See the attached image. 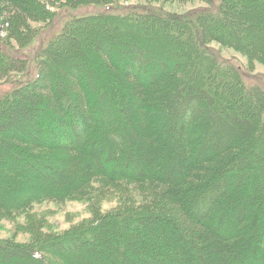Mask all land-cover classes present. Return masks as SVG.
Masks as SVG:
<instances>
[{
    "label": "rangeland",
    "instance_id": "rangeland-1",
    "mask_svg": "<svg viewBox=\"0 0 264 264\" xmlns=\"http://www.w3.org/2000/svg\"><path fill=\"white\" fill-rule=\"evenodd\" d=\"M118 1L122 5L121 12H118L132 18L128 21L119 19L124 24L119 25L126 27L123 31L118 24H100L101 20L97 19L111 10L110 6H115L116 2L111 0H52L48 3L46 0H37L45 6L44 13L39 15L36 22L29 21L27 29H20L21 33L27 35L19 40L11 35L9 29L5 30L8 24L0 16V244H6L5 250H0L1 264H67L69 258L64 256L62 249L79 256L77 261L80 263L83 260L85 264L94 263L91 259L95 257L101 259L102 264L110 260L113 264H129L128 254L136 258V250H127L131 248L130 244H146L147 250L152 248L159 251L158 247L168 249L170 241L183 251L191 249L190 237L187 243L179 238L184 232L179 214L166 212V216L174 220L180 234L166 231L169 227L162 219L150 217L148 220L136 221L137 233L128 234L126 229L130 224L121 221V217L146 213V209L156 205L159 198V192L144 191L143 186L135 187L123 182L108 186L103 184L106 183L104 179H98L88 191L63 202L44 198L45 193L59 194L78 183L81 180L77 174L78 167L82 166L84 158L72 157L66 151L69 146L63 139L70 138L68 133L55 139L57 149L51 148L49 152L31 150L32 142L41 140L44 133L40 136L41 125L39 131L33 126L42 120L48 122V105L45 103L49 102L48 97L38 96L37 92H42V85L33 86L38 80L44 84L50 79L57 103L62 95L76 92L75 80L80 85L79 89L89 90V94L101 93L104 96L106 92L115 109L126 118L121 123L134 131L139 145L143 143L150 151V158L158 159V166L162 168L159 176L168 181H173L174 176L178 179L179 170L170 169L164 164L166 160L158 158V154L167 135L175 138L180 125L179 118H184L186 101L179 98L183 86L189 82L190 92L195 93L191 102L198 101L203 111H208V115L214 119L216 115L226 119L225 123L220 122L225 128L221 143L215 142L208 146L211 120L204 115H201V119L192 116V132L206 138L202 137L198 151L191 150L189 155L196 160L205 155H215L208 165L212 171L208 180L210 184L222 178L227 179L224 175L233 171L247 192L251 187L254 192L258 188L264 189V0ZM127 7L136 10L129 13ZM149 9L168 20L161 21L151 15L148 17L144 12ZM207 11L216 17H211L209 23L203 25L202 18H205ZM114 13L117 12L112 10L103 17L113 16ZM198 14H201V18ZM12 15L19 14L15 12ZM180 16L185 17L181 20L178 18ZM86 17L89 20L80 21ZM13 27L15 29L17 25L13 23ZM101 36L106 41L103 46L99 43ZM188 39L192 42H187ZM126 43H129L128 46ZM130 46L142 51L152 48L153 64L163 72L155 81H160L158 90L161 105L165 99L167 101L162 106L157 104L151 116L146 115L143 109L134 112L136 105L143 106L142 102L135 101L137 103L134 104L132 88L124 75L127 70L118 67V64L123 67L122 54ZM104 47L112 48L107 54L109 59L105 57ZM96 55L100 59L98 56L95 58ZM113 59L118 62L117 67ZM216 60L221 61L220 69L213 64ZM148 73L149 70H146L143 78L146 86L155 88V83H150L146 78ZM178 80L187 82L182 84ZM195 87L198 89L194 90ZM200 90L206 91L209 96L204 97ZM155 93L152 92L151 96L154 101ZM252 94L254 102L249 101ZM8 108L11 109L5 111ZM41 109L43 113H40ZM213 111L216 113L213 114ZM183 112L184 115H181ZM95 118L96 121L100 116ZM75 120L72 115L67 116L65 122H72L76 137L79 138L81 129ZM225 125L229 126L228 129ZM104 128H109L106 121ZM167 130L169 132L165 137L163 133ZM110 133L116 138L119 136L118 132ZM146 135L147 138L144 137ZM230 135H238L235 140L237 149L223 152L227 148L224 141ZM32 136L37 140L32 139ZM48 139L40 143L45 149L49 148V143H53L48 142ZM84 147L85 151L98 149V146L89 142ZM68 159L73 160L76 168L72 169L66 163ZM99 159L94 156L97 170L102 167ZM54 167L57 168L55 175L58 177L52 175ZM196 192L191 193V202ZM155 193L156 196H153ZM30 197L31 202L27 203L26 199ZM261 200L264 201V196ZM263 201H257V204L253 202L248 221L241 219L233 229L240 230L235 240L238 254L240 248L254 244L258 232L264 229ZM154 208L150 210L156 212ZM214 211H217L215 207ZM145 227L152 229L150 236L139 229ZM159 230L166 231L168 238L170 235L176 237L164 241V237L157 238L154 234ZM95 234L104 235V239ZM126 235L127 240L124 239ZM195 242V248L201 251L202 246ZM169 251L165 252L168 261L180 264ZM35 252L44 261L33 258ZM61 253L63 255L59 256ZM177 255L184 257L185 253ZM257 255L255 253V258ZM136 259L139 261L138 254Z\"/></svg>",
    "mask_w": 264,
    "mask_h": 264
},
{
    "label": "trees",
    "instance_id": "trees-1",
    "mask_svg": "<svg viewBox=\"0 0 264 264\" xmlns=\"http://www.w3.org/2000/svg\"><path fill=\"white\" fill-rule=\"evenodd\" d=\"M49 1L51 2L52 0H46L47 3ZM111 1L116 2V8L115 6H110L111 10H108L107 12L99 16L102 17L97 18L101 20L99 22L100 24L111 23L119 25L123 24L120 23L119 19H123L125 21L132 20V18H127L125 15L119 13L121 12L120 10L122 9V5L118 0ZM220 7H222V4L220 5ZM44 8L45 6L38 3L37 0H0V16L2 18L1 20H4L3 22L8 24V27L5 30L9 29L11 31V35L18 40L21 37H25L27 33H21L20 29L22 27L27 29L29 21L36 22L39 15L44 13ZM127 9L129 10V13H132L136 10L128 7ZM112 10H115L117 13L112 14L113 16L103 17V15H108V13ZM15 12L19 15H12ZM207 12L208 13L204 15L205 18H202L203 25H206V22L209 23L208 20L211 17H216V15L212 14L211 11ZM144 14L148 17L149 15L154 16L156 17L155 19H161V21L168 20L165 16H161L159 14L156 15L153 9H149V11L146 10ZM198 15L200 16L201 14ZM184 17L185 16H180L178 18L181 19ZM152 18L153 17H151L150 19ZM199 18H201V16ZM81 19L83 20L80 21L89 20L87 19V17ZM13 23L17 25L15 29V26L13 27ZM92 23L93 22H90V24ZM119 26L121 27L122 31L125 30L124 28H126L122 25ZM100 38L101 40L99 43H101L102 46L105 45L104 43L106 41H103L104 36H101ZM114 40L116 41V39ZM119 40L120 42H124L122 41V39ZM187 42L191 43L192 40L188 39ZM128 44L129 43H126V46H128ZM130 47L131 48L124 49L125 52L123 51V67L119 65L118 62H116V59H113L115 61L113 62V64L115 67H117L118 64V67H120V69L123 68V70H127L124 75L127 83H129L132 88V96H134L135 98L134 104L137 103L135 101L142 102L143 106L141 107L139 105H136L134 107V112L135 110L137 112L140 111L139 109H143L146 115L151 116L152 112H155L156 110L155 106L157 104V106H159L162 103V99L159 100L160 91L158 90L160 81H155V79H157V77L160 78L162 76L161 73L163 72H161L160 69H158L157 66L153 64V56H151L153 55L152 48H147V50L142 51L138 50L134 46ZM104 50L105 51L103 52H106L105 57L109 59L107 57V54H110V50H112V48L110 49L108 47H104ZM97 56L99 58V55H96L95 58H97ZM216 62L213 63L214 66L220 69V67L222 66L221 61L216 60ZM219 65L221 66L219 67ZM125 66L126 69L124 68ZM146 70H149V73L147 75L148 77L146 76V78L150 83H152V81V84L155 83V88H149L146 86L147 83L143 79L144 74L146 75ZM188 79L189 78L187 77L186 80ZM72 80H74V78ZM38 81L34 82L33 86L42 85V92H37V94L39 97H48L49 102L45 100V103L48 105L46 109L48 122L45 123L42 120L40 124L33 126L35 130L39 131V125H41L42 131L40 136L43 132L44 133L41 136V140L39 141L36 139V137L34 138L32 136V139L34 138V140L37 141L35 143L32 142L33 144L30 145L31 150H46L49 152L51 148L57 149L55 139L58 140L57 137L60 138L61 134L68 133L71 139H63V141L68 143L69 146L66 151L69 152L72 157L80 159L84 158V160H82V166L78 167L77 172L78 176L81 177V180L78 183H75V185H73L72 187L64 189L59 194L45 193L46 197L44 198L47 201L63 202L75 195L82 194L92 188V184L98 182V179H104L106 183L103 184L108 186H116L121 182L134 185L135 187L143 186L142 188L144 191L150 190L152 193L154 191L159 192L158 201L156 205L152 207H155L153 211L156 212H152V210H150L152 208H148L146 209V213H137L138 215L126 217L124 216V218H122V216L121 221H124L125 224H130L126 229L129 231L128 234L136 232L135 229L138 228V224L136 221L148 220L149 217L162 219L164 224L169 227L168 229H166V231H173L180 234V232H178V228H176L173 223L174 220L167 217L166 212L174 213V215L179 214L182 224L181 229H184V232H182L183 235H180L179 238L187 243V238L190 237L191 249L186 248V250L183 251L182 249L177 247L175 243L173 244L169 241V247H167L168 249L166 250L170 249L169 254L173 255L175 258L177 257L178 263L264 264V232L256 230V232L260 231L258 232L257 241L254 244L250 243L249 245L240 248V253L238 254L237 250L235 249V247H237L235 240L237 239V236L240 235V230L237 229L234 230L236 232L233 231V229L237 226L238 221H240L241 219H243V221H248V217L250 215L249 211L253 205L252 203L255 202L257 204V201L260 203L263 201L261 199H263L264 196V189L258 188L254 192L251 187L247 192L244 189L245 187L243 186V183H240V181L237 180L236 175H234L233 171H228V174L224 175L227 179L223 180L222 178L221 180H216L210 184V181L208 180L210 179L212 171L209 169L208 165L213 160L212 158L215 155L213 157L210 154L209 156L205 155L199 160H196L193 156L189 155V152H191V150H194L195 152L198 151V148L200 147L198 146L199 140L203 137V135H198L199 133L195 134L192 132L190 126V119L192 116L196 115L199 117V119H201V115H204L203 117L207 116L206 118L211 120L210 127L212 128H208L210 132H208L210 134V140L207 142L208 146L215 142L221 143L222 134L225 128L224 126L222 128L223 124L220 125V122L225 123L226 121V119H224V116L222 115H216L215 119L212 118V115H208V111H203V108L199 106L198 101L191 102V98L194 97L195 93L190 92L189 82L183 86L180 94L181 97L179 98L181 101H186V113L185 115L184 112L183 114H181L184 115V118L183 116L179 118L180 125L177 128L175 138H172L169 135H167L166 140L164 138L165 143L160 146L162 148L161 152L163 153L161 154L160 152L158 154V158H163V160H166L167 163L164 164H166L170 169H173L174 171H176L177 169L179 170L178 172L176 171L178 173V179L177 177L175 178L173 173V181H168V179H163L159 176L161 174L159 172L162 170V168L161 166H158V159L150 158V151H148V149L144 147L143 143L139 145V143L137 142L138 138L136 139L137 136L135 135V137L133 134L134 131L132 132L131 129L128 130L126 125L121 123V120H126V118L123 116V114H120V111L115 109L112 100L107 98L106 92L103 93L104 96L101 93L89 94V90H82L81 88L79 89L80 85L78 84V81L75 80L76 82H74L77 87H74L76 89V92L62 95L61 99L59 100L60 102L57 103L55 99L56 93L54 87L52 86V84H50V79L48 78L47 81L44 82V84L39 83ZM178 82L184 84L187 81L178 80ZM195 89L198 88L195 87L194 90ZM164 90L165 89L163 87V91ZM152 92H156L155 101L151 97ZM170 92L171 90L169 91V93ZM200 94H202L204 97L209 96L206 94V91L202 90H200ZM69 95H71L70 98ZM69 100H71L70 105ZM166 101L167 100L165 99L164 103ZM249 101L254 102L253 94L250 97ZM9 109L11 108H8V110L5 111H9ZM40 113H43L42 109ZM212 113L215 114L216 112L214 113L213 111ZM72 115H74V117L77 119L75 120L78 124L77 127L79 126L81 129L79 133L80 139L76 137L72 122L71 124H66L65 122L67 116L70 117ZM96 116H100V118L95 121ZM220 118H222L223 121ZM104 121L108 123V129L104 128ZM231 124H233V122H231ZM228 127L229 126H226L227 129ZM110 131L118 132V138H116L114 134L110 133ZM168 132L169 130L164 132L163 135L166 137V133ZM230 136L227 138V141H224V144L228 149H223V152H225L224 150L235 151V149H237L235 148V140L238 138V135L234 137L233 135ZM144 137L147 138L148 135ZM203 138L206 137L204 136ZM46 139H48V142L53 141V143H49L47 145V147H49L47 148L48 150L45 149L44 146H41L42 144H40ZM139 141L141 140L139 139ZM80 142H82V144H80ZM88 142L92 143L94 146H98V149L95 151H85L84 146ZM94 156L101 158L98 160L102 165L100 170L96 169ZM66 163L70 164L72 169L76 168L75 164L73 165V160L68 159ZM182 166L183 170H180ZM55 171L57 172L56 167H54V172L51 173L52 175L54 174L53 177H58L55 175ZM11 184L12 183H8L7 185ZM145 187H149V189H146ZM194 191H197V194L193 195L195 199L193 198L194 200H192L191 202V193ZM153 196H156V193L153 194ZM39 197L41 198L43 196ZM26 201L27 203H30L31 197L26 199ZM223 205L225 208H223ZM214 207L217 209V211H214ZM262 217L264 218V215H262ZM139 229L144 230V233L148 234V236H150L153 232L152 229L148 227ZM166 231L159 230L154 234L157 238L164 237V241H168L169 239L171 240L172 238L175 239L176 236L172 237V235H170L168 238L165 235ZM95 235H97L98 237H100L101 235L100 239H104V235L102 234ZM127 236L128 235L124 237L125 240L128 239ZM144 238L145 237H143L142 239ZM195 241H197L202 246L203 249L201 251L195 248ZM4 246H6V244H0V250H5ZM130 246L131 248H127V250L131 251L132 248L133 250H136L135 257L137 258L138 254L139 261L136 258H132L128 254L127 260L129 264H176L174 262L168 261L167 256L165 255V247H158L160 249L159 251L152 248L149 251L146 249V244L141 246H132L130 244ZM258 247L259 249L257 250ZM183 252L185 253L184 257H179L177 255L178 253ZM198 252H200L201 255H197ZM255 253L259 254L260 256L257 255L255 258ZM34 254L33 258H40L37 255V252H35ZM63 254L64 256H68L69 258V261L66 262L67 264H85L83 263V260L80 263L79 261H77L79 256H73L67 253V251H64ZM63 254H59V256H62ZM173 256L171 257L173 258ZM215 259H217V261H215ZM91 261H94V263L89 264H102V260L98 257L92 258ZM106 264L113 263L110 260L109 262H106Z\"/></svg>",
    "mask_w": 264,
    "mask_h": 264
},
{
    "label": "bare ground",
    "instance_id": "bare-ground-1",
    "mask_svg": "<svg viewBox=\"0 0 264 264\" xmlns=\"http://www.w3.org/2000/svg\"><path fill=\"white\" fill-rule=\"evenodd\" d=\"M220 119L223 121L222 118H220ZM239 119H241V118H239ZM240 121H242V119H241ZM242 122H243V121H242ZM245 122H247V121H245ZM234 124H235V123H234ZM235 126H236V125H235ZM235 131L237 132L238 129L235 128ZM209 133H210V132H209ZM263 231H264V229H263ZM63 252H64V249H62V253H63ZM62 253H61V254H62ZM39 260H40V261H44V258H41V257H40Z\"/></svg>",
    "mask_w": 264,
    "mask_h": 264
}]
</instances>
